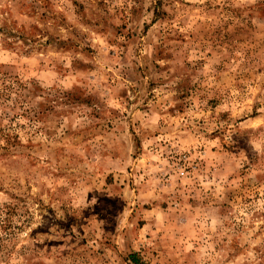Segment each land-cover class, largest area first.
<instances>
[{"label": "rangeland", "instance_id": "rangeland-1", "mask_svg": "<svg viewBox=\"0 0 264 264\" xmlns=\"http://www.w3.org/2000/svg\"><path fill=\"white\" fill-rule=\"evenodd\" d=\"M0 264H264V0H0Z\"/></svg>", "mask_w": 264, "mask_h": 264}]
</instances>
